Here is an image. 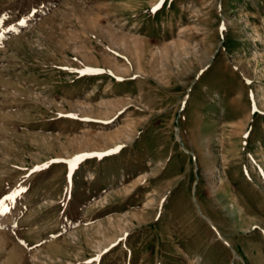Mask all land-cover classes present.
<instances>
[{
    "label": "rangeland",
    "instance_id": "rangeland-1",
    "mask_svg": "<svg viewBox=\"0 0 264 264\" xmlns=\"http://www.w3.org/2000/svg\"><path fill=\"white\" fill-rule=\"evenodd\" d=\"M0 264H264V0H0Z\"/></svg>",
    "mask_w": 264,
    "mask_h": 264
},
{
    "label": "snow or ice",
    "instance_id": "snow-or-ice-1",
    "mask_svg": "<svg viewBox=\"0 0 264 264\" xmlns=\"http://www.w3.org/2000/svg\"><path fill=\"white\" fill-rule=\"evenodd\" d=\"M161 2H163V0H161ZM159 6V5H158Z\"/></svg>",
    "mask_w": 264,
    "mask_h": 264
}]
</instances>
